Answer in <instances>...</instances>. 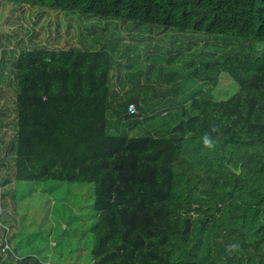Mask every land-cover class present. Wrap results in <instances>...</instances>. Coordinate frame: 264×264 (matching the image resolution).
Segmentation results:
<instances>
[{
	"label": "trees",
	"instance_id": "trees-1",
	"mask_svg": "<svg viewBox=\"0 0 264 264\" xmlns=\"http://www.w3.org/2000/svg\"><path fill=\"white\" fill-rule=\"evenodd\" d=\"M0 3L7 22L26 7L98 19L66 25L75 43L58 20L47 44L34 27L22 40L1 32L0 264H48L14 247L22 183L88 195L95 225L109 212L162 236L165 264H264V0ZM104 22L174 49L157 61L132 32L122 49L95 31ZM221 76L237 86L227 99L215 95Z\"/></svg>",
	"mask_w": 264,
	"mask_h": 264
},
{
	"label": "rangeland",
	"instance_id": "rangeland-1",
	"mask_svg": "<svg viewBox=\"0 0 264 264\" xmlns=\"http://www.w3.org/2000/svg\"><path fill=\"white\" fill-rule=\"evenodd\" d=\"M5 5L6 3H0V35L1 32L10 31L15 37L19 35L20 40L29 36L22 30L23 27H34L36 31L34 41L47 44V39L48 42L50 38H57L55 26L58 20V25H62L59 36L69 43H75L73 30L66 31V25L71 24L74 30L85 32V29H89V26L87 27L89 22H98L95 18L81 22L76 15L70 17L57 15L39 7L18 10L13 14L14 18L7 22L5 18L10 14L7 13ZM22 14L25 18L18 17ZM107 26L106 22L103 26L95 25V31L103 32L122 49V44L128 42V36L125 34L127 32H132L131 39L156 44L158 49L153 56H158L157 61L165 57L160 54L162 53L160 49L163 51L174 49L161 35L153 34L151 35L153 39L149 40L148 34L143 36L139 30L130 29L128 25L121 28L123 24L120 23L118 29ZM143 28L139 27L141 30ZM85 35L90 39V35L86 33ZM194 37L199 39V36ZM184 39L185 42L191 40L187 37ZM18 41L19 39L13 40L12 43ZM184 41L182 45L185 44ZM77 45L81 47V44ZM141 52L144 55V52ZM175 53L174 51L176 56ZM168 58L166 56L165 60H169ZM166 61L163 60V65L167 63ZM220 81L215 92L216 97L227 99L237 92V86L230 78L221 76ZM53 188L54 190L50 191V187L44 190V187L28 183L19 185L18 198L21 210L17 212L14 220L16 226L13 242L19 254L26 256L32 253L40 256L48 264H165L166 257L163 252L165 240L162 236L146 233L143 229L133 231L132 228L117 222L114 212L112 215L109 212L105 213L101 218L99 216V222L95 225L98 216L92 213L93 207L85 202L89 199L88 195L84 198L82 194L72 197L69 192L65 193L64 185ZM73 188L77 189L75 185H71V189ZM65 196L66 200L62 198ZM93 226L95 229L91 230ZM91 249H94L92 254Z\"/></svg>",
	"mask_w": 264,
	"mask_h": 264
},
{
	"label": "clouds",
	"instance_id": "clouds-1",
	"mask_svg": "<svg viewBox=\"0 0 264 264\" xmlns=\"http://www.w3.org/2000/svg\"><path fill=\"white\" fill-rule=\"evenodd\" d=\"M203 141H204V146L205 147H207V148L214 147V141L209 139L207 135L203 138ZM229 247H230V250H231L232 248H235L236 246L235 245H231Z\"/></svg>",
	"mask_w": 264,
	"mask_h": 264
},
{
	"label": "built area",
	"instance_id": "built-area-1",
	"mask_svg": "<svg viewBox=\"0 0 264 264\" xmlns=\"http://www.w3.org/2000/svg\"><path fill=\"white\" fill-rule=\"evenodd\" d=\"M130 112H131V113H134V112H135V107H134V106H131V107H130Z\"/></svg>",
	"mask_w": 264,
	"mask_h": 264
}]
</instances>
